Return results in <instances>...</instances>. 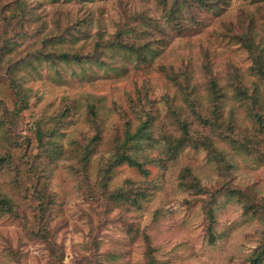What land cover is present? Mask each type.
<instances>
[{"label":"rangeland","instance_id":"374dc122","mask_svg":"<svg viewBox=\"0 0 264 264\" xmlns=\"http://www.w3.org/2000/svg\"><path fill=\"white\" fill-rule=\"evenodd\" d=\"M11 1L0 0V11L7 12ZM26 1L31 20L22 29L5 25L0 12V102L5 105L0 108V147L17 166L0 174V197L16 211L0 213V264H248L264 241V222L251 212L264 203V155L232 143L251 140L264 147V99L263 110L257 108L254 116L246 111L248 98L236 99L234 87L250 96L256 77L249 53L231 36L244 32L252 19L264 49V0H223L216 12L199 14L198 26L190 29L186 21L182 31L167 25L155 0ZM136 14L163 29L146 60L116 50L101 58L99 47ZM80 19L88 20L79 36L84 40L66 45L84 44V53L96 51L94 59H103L104 67L40 62L16 68L38 52L47 53L51 48L44 41L61 38ZM172 74L192 84L196 103L190 106L176 91ZM10 76L27 89V109L14 107ZM211 83L221 98H214ZM259 90L264 95L262 86ZM74 102L73 116L61 115ZM179 110L192 122L190 134L208 136L213 151L225 157L223 163L211 161L203 146L174 157L169 154L173 149L167 152L162 140L179 136L170 113ZM219 110L222 130L226 127L232 141L196 122ZM146 119L150 140L141 152L129 151L144 172L124 162L103 179L110 160L120 157L125 128L132 134ZM55 123L62 128L53 144L63 154L41 165L37 133ZM80 147L93 151L88 156ZM186 168L204 194L180 187ZM33 173L45 186V192L39 185L36 189L44 200L34 191ZM117 190L130 197L145 191L147 197L131 205L101 193ZM41 205L46 209L42 219L37 214Z\"/></svg>","mask_w":264,"mask_h":264},{"label":"trees","instance_id":"16d2710c","mask_svg":"<svg viewBox=\"0 0 264 264\" xmlns=\"http://www.w3.org/2000/svg\"><path fill=\"white\" fill-rule=\"evenodd\" d=\"M95 1H101V0H92ZM91 1V2H92ZM223 0H155L157 5L161 8V11L164 14V17L166 19L167 25L170 26L171 29L183 30V26H188L186 24V21L189 22L190 29L194 28L195 26H198L202 21L199 19V14L202 12L209 13V12H216V9L220 6V3ZM8 7H5V11L7 12H1V20L4 22L5 25L10 26L14 25L15 27H19L22 29L29 20H31V14H28L29 9L27 5L26 0H12L8 5ZM35 20V19H33ZM253 20H249V25L246 28L244 32L232 34V39L239 44L247 53H249V56L253 63V73L252 75L256 77V83H254L252 88V95L247 96L245 91L241 89L240 87H234V93L236 94V99L243 100L244 98H248V106L246 111L248 112L249 116H254V114H258L257 108L260 109V111L263 110V99L264 95L259 90V86H262L264 88V49L259 45L260 43L257 41V39L254 36V25ZM72 28L69 30L65 35H63L61 38L56 39V35H53V37L47 38L43 45L44 47L51 48L48 50L47 53L38 52L32 60H28L26 64H17V67H33L34 63H40V62H46L50 63L53 66H55L58 63H63L67 65H81L84 63H91L98 64L100 67H104V61L103 59H94V53L91 55H86L84 53V47L85 45L82 44L81 46L73 47L74 45L69 44L66 45V42L76 40L77 44L79 40H84V38H80V34H83V30L88 26V20L83 19V21L80 19L76 21L75 25H71ZM148 29V30H147ZM185 29V28H184ZM163 32V29H160V27L155 24V22L146 15L143 14H136L132 16H128L126 21H124L123 24L117 25V30L114 36L105 42V44H102L99 48L101 49V55L100 57L103 58V56L109 52V51H124L128 54H132L135 56V58L139 62H144L146 60V52L150 49L152 45H157L158 40H161L159 37V33ZM156 33V35H154ZM21 35V34H20ZM18 35V36H20ZM76 36H78L76 38ZM66 37H70V39H66ZM7 43H10L8 40ZM6 47V45H5ZM3 47V48H5ZM95 50V49H94ZM1 56V55H0ZM93 57V59H92ZM171 81L173 82V86L176 88V91L181 94L184 97V100L189 105H193L196 103L195 98V88L192 86V84L186 80V81H180L178 77L174 74L170 75ZM9 84L13 91L15 92V96L17 100L14 103V107L17 108L18 111L24 110L28 108V91L27 89H24L22 87V84L18 80L16 76H10L8 77ZM220 90V89H219ZM210 91L213 94L214 98H221V95H219V91L216 88L215 83H211L210 85ZM242 94L244 96L242 97ZM76 102H74L73 106H70L65 109V112L63 114H67V117H72L73 113L76 112ZM190 105V106H191ZM5 107V105L0 102V108ZM90 110H92L91 114H94L93 108L95 106H90ZM256 110V111H254ZM6 115H9L8 110H4ZM172 117L174 119L176 128L178 129V132H180L178 137H172L171 135L166 136L162 141L165 143L167 152L170 151V148L173 149L172 153H169L172 157H174L179 151L184 150L185 148H191V149H198L200 146L206 148L209 151V154H211L213 157H211V161L221 164L225 161V157L221 154L219 155L216 151H213L212 147H210V141L209 137L206 135L195 137L192 134H190L189 126L192 125V122L189 121V119L186 117L183 118L182 110L179 111H171ZM258 119L260 115H257ZM64 116H61L58 120V122L62 121ZM221 111H217L214 114L211 115L210 118H198L197 123L200 127L203 128H209L214 129L216 134L220 137H222V140H227V138L230 139L225 134V128H223V121L221 120ZM4 120V119H3ZM2 122V121H1ZM148 119L144 120L138 128L131 134L129 132L128 128H125L124 133V139L122 140L120 144V148L122 152L120 153V157L115 160H110L109 162V169H105L104 172H101V176L103 179L106 178V175L109 173L108 170H112L115 166L120 165L124 162L128 163L130 166H134L137 169H139L141 172H144V169L142 167V163L139 162L138 157L137 160L133 159V157L129 154L130 150H133L134 154L136 152H141L142 145L144 143H147L149 139L150 131L148 129ZM56 125V126H55ZM61 124L55 123L52 126H48L46 133H37L36 142H37V149L40 151V164L45 165L44 161L49 159L51 160V164L58 161V156H61L63 154L61 147H56L53 144V137L58 134V131L61 129ZM232 141V139H230ZM30 143V142H29ZM29 143L27 144V147H29ZM92 142L89 143V145ZM253 141H242L241 143H232L238 147H241L242 149L251 150L256 149L257 151L261 152L264 155V147H261V145L258 144H252ZM0 147V174H5L7 172L16 171L17 166H15L13 158L11 157V154L8 151H1ZM80 150H83V152L86 155H90V153L93 150L81 148ZM38 160H35V162ZM85 162V158L83 159ZM84 164V163H83ZM82 164V165H83ZM85 166V165H83ZM36 169V168H35ZM106 172V173H105ZM34 181L32 183L34 191H36L37 196L39 199L44 200V195L42 194V191L45 192V186L41 183V180L36 176L35 173H33ZM18 181V179H15ZM181 180L180 181V187L185 190H193L196 194H204V189L200 185L198 179L196 177H193L191 175L189 169H184L181 173ZM185 180V181H183ZM37 185L40 186V189L42 190H36ZM106 183H103V187L105 188ZM202 188H201V187ZM101 193L107 197V199L110 198V201H127L131 205H137L139 204L140 200H143L147 197L146 192L144 191L141 193V195H136L133 197H130L128 194L125 193L124 190H117L112 193H105L101 191ZM38 215L40 219L44 218V215L46 213V209L43 205H41L38 209ZM249 209L246 208L245 212H248ZM252 215L264 222V203L261 204L258 208L251 210ZM0 213L2 214H11L15 213V208L13 207L11 201L5 197H0ZM211 211H209V214ZM211 215V214H210ZM29 232H33L32 229H29ZM264 258V241L262 243V246L259 248L258 251L254 254L253 257L250 258L248 264H261L262 260Z\"/></svg>","mask_w":264,"mask_h":264}]
</instances>
